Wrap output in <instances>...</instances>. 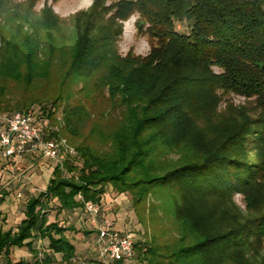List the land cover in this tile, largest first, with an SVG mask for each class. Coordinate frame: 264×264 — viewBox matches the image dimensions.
<instances>
[{"label": "trees", "instance_id": "16d2710c", "mask_svg": "<svg viewBox=\"0 0 264 264\" xmlns=\"http://www.w3.org/2000/svg\"><path fill=\"white\" fill-rule=\"evenodd\" d=\"M101 10L116 29L113 39L112 31L95 36ZM133 17L150 50L111 64L104 50ZM79 19L82 41L61 80L42 99L0 101V129L16 111L35 115L38 104L37 119H53L61 106L62 134L76 151L63 167L54 164L46 192L28 197L16 228L0 225V258L28 264L10 258L28 249L31 264H74L77 247L67 233L76 230L59 217L86 212L87 203L101 205L112 186L130 197L140 222L142 208L152 211L155 225L152 238H136L132 262L111 264H259L264 194L254 190L264 185V0H94L70 21ZM182 24L189 33L178 29ZM20 40L26 50L4 52L0 76L13 72L9 54L16 59L27 51V77L42 81L52 65L40 69L34 41ZM230 94L254 100V112L243 113L201 156L170 166L168 150L179 148L194 115ZM236 195L246 199V212ZM150 197L160 200L163 218ZM41 241L48 251L39 257Z\"/></svg>", "mask_w": 264, "mask_h": 264}, {"label": "rangeland", "instance_id": "374dc122", "mask_svg": "<svg viewBox=\"0 0 264 264\" xmlns=\"http://www.w3.org/2000/svg\"><path fill=\"white\" fill-rule=\"evenodd\" d=\"M93 1L0 0V58L8 50L11 52L26 50L24 43H21L20 40L21 37H24L34 41V45L37 47L35 52L41 55L42 65H40V69L46 71L50 64L52 65L49 75L45 76L42 81L40 79L31 80L27 77V51L26 55L23 53L22 57H17L18 59H14L15 56L9 54L7 56L8 64L12 65L13 72L9 74V77H4L3 74L0 76L1 102L15 106L18 103L25 104V102L42 99L50 83H57L61 80V75L64 73L63 67H69L77 45L82 41L79 28L82 26L83 20L79 19L74 22L70 20L76 15L86 13ZM111 1L114 0H108V4ZM99 14L95 36L104 38L108 32L112 31L110 33L111 39H113L116 29L112 26L108 11L101 10ZM135 21L136 17H133L121 24L122 34L112 47L104 50V52L109 53L111 64L115 62L117 57L125 58L128 55L143 57L148 54L150 50L149 40L147 37L138 34ZM178 29L185 33L190 31L186 24L178 26ZM1 68L2 64L0 63V71ZM101 77L100 75L95 76L96 80H101ZM29 82L38 84H30ZM222 97L223 99L213 107L194 115L192 125L186 134L187 137L180 140L178 149L169 148L167 161L171 164L170 166L173 167L183 160H191L201 156V151L204 150L205 146L217 142L223 133L233 127L243 113H253L256 108L253 103L254 100H247L234 94L223 95ZM42 107V105H34L35 116L41 115ZM103 107L105 109L109 105L106 104ZM61 111L62 107L58 105L53 119L46 118L40 119V121L47 135H57V138L68 140L62 134ZM24 112L27 111L24 110ZM39 163L41 166H38V163L34 166L18 165L13 171L7 170L1 175L0 195L5 197L4 192L9 193L6 195L5 203L0 206V225L4 230L16 228L24 218V208L29 196L46 192L54 164L44 160ZM254 191L260 195L264 194V185H259ZM149 202L151 205L155 204L159 218H163L165 214L160 205V200L150 197ZM235 202L239 208L246 212V199L243 196L236 195ZM100 207L101 214L98 217L80 210L59 217L63 225L67 227L72 225L76 230L67 233L69 239L77 247L74 264H100L98 263L96 225L104 220L112 222L114 229L118 231L135 234L137 239L152 238L155 225L150 221L152 211L148 212V210L140 208L139 212L146 216L145 222H140L128 195H118L112 186H109ZM51 214L54 216L55 212ZM37 246L41 251L39 257H42L43 253L48 251V243L41 241ZM259 251L258 253L261 254L259 264H262L264 262V249H259ZM10 258L14 263L24 260L31 264L35 260L34 255L28 249L17 250L11 254ZM0 264H6L3 258H0ZM56 264L63 263L58 261Z\"/></svg>", "mask_w": 264, "mask_h": 264}, {"label": "built area", "instance_id": "2783aa9c", "mask_svg": "<svg viewBox=\"0 0 264 264\" xmlns=\"http://www.w3.org/2000/svg\"><path fill=\"white\" fill-rule=\"evenodd\" d=\"M42 123L33 114L16 111L5 119L0 129V159H20L41 157L62 166L68 157L76 155L67 139L46 137ZM86 213L91 216L101 214L100 205L87 203ZM98 253L101 264L118 261L132 262L135 257L136 235L114 229L112 222L104 220L96 225Z\"/></svg>", "mask_w": 264, "mask_h": 264}, {"label": "crops", "instance_id": "0c3cea01", "mask_svg": "<svg viewBox=\"0 0 264 264\" xmlns=\"http://www.w3.org/2000/svg\"><path fill=\"white\" fill-rule=\"evenodd\" d=\"M49 161L47 159H43L41 157H23V158H20V159H9V160H4V159H0V177L1 175L4 174L5 171H13V169L15 167H17L18 165H31V166H34L35 164H39L38 166H41V164L39 162L41 161ZM51 162V161H50ZM53 163V162H51ZM54 164V163H53ZM51 171H53V168L51 169ZM5 194V198H6V195L9 194L7 192H4ZM3 195H0V198L2 197ZM21 196V194H20ZM5 203V199L3 201L2 204ZM0 204V206L2 205Z\"/></svg>", "mask_w": 264, "mask_h": 264}]
</instances>
